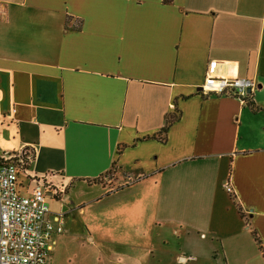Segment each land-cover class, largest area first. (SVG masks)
I'll list each match as a JSON object with an SVG mask.
<instances>
[{
  "label": "crops",
  "instance_id": "0c3cea01",
  "mask_svg": "<svg viewBox=\"0 0 264 264\" xmlns=\"http://www.w3.org/2000/svg\"><path fill=\"white\" fill-rule=\"evenodd\" d=\"M211 61L251 106L203 93ZM20 148L24 194L63 190L47 264L76 216L122 264H264V0H0V152Z\"/></svg>",
  "mask_w": 264,
  "mask_h": 264
},
{
  "label": "built area",
  "instance_id": "2783aa9c",
  "mask_svg": "<svg viewBox=\"0 0 264 264\" xmlns=\"http://www.w3.org/2000/svg\"><path fill=\"white\" fill-rule=\"evenodd\" d=\"M214 69L215 62H209L203 93L249 99V92L255 87L253 80L214 76ZM31 157L32 153L25 148L0 152V264H47L53 235L62 230L63 214L50 216L45 198L56 197L63 190L45 175H29L34 186L27 194L20 190V177ZM224 186L232 194L230 184Z\"/></svg>",
  "mask_w": 264,
  "mask_h": 264
},
{
  "label": "rangeland",
  "instance_id": "374dc122",
  "mask_svg": "<svg viewBox=\"0 0 264 264\" xmlns=\"http://www.w3.org/2000/svg\"><path fill=\"white\" fill-rule=\"evenodd\" d=\"M50 209L54 212L63 213L59 211L60 200H52L49 203ZM102 217V218H101ZM77 224L69 231V234L59 241L55 246L51 256V263L49 264H122L123 262H116L118 256H115L113 250H117L119 246H110L105 241L88 242L84 236L83 227L79 224L78 216ZM101 218V219H100ZM74 220V219H73ZM99 232L107 233V221L104 214L94 217L90 221ZM112 249V250H111ZM117 254V253H116ZM125 264H127L125 262Z\"/></svg>",
  "mask_w": 264,
  "mask_h": 264
},
{
  "label": "trees",
  "instance_id": "16d2710c",
  "mask_svg": "<svg viewBox=\"0 0 264 264\" xmlns=\"http://www.w3.org/2000/svg\"><path fill=\"white\" fill-rule=\"evenodd\" d=\"M167 1H170V0H167ZM247 100H248V104L251 106L253 104L252 101H250L249 99H247ZM175 118H176V116H172V117L166 119L165 124L162 127V129H161V132H162L163 135H165V133L167 131V128L169 127V125L171 124V122L175 120ZM161 139L164 140V137H162ZM238 210H239V212L241 214H243V212H242V210H241V208H240L239 205H238Z\"/></svg>",
  "mask_w": 264,
  "mask_h": 264
},
{
  "label": "water",
  "instance_id": "95a60500",
  "mask_svg": "<svg viewBox=\"0 0 264 264\" xmlns=\"http://www.w3.org/2000/svg\"><path fill=\"white\" fill-rule=\"evenodd\" d=\"M248 92H249V90H248Z\"/></svg>",
  "mask_w": 264,
  "mask_h": 264
}]
</instances>
